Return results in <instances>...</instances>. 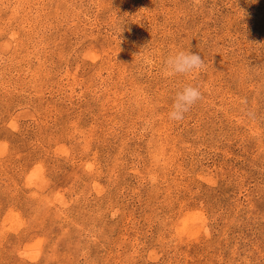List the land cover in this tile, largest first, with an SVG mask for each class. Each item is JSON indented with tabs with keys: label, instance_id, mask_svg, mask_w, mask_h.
Returning <instances> with one entry per match:
<instances>
[{
	"label": "rangeland",
	"instance_id": "obj_1",
	"mask_svg": "<svg viewBox=\"0 0 264 264\" xmlns=\"http://www.w3.org/2000/svg\"><path fill=\"white\" fill-rule=\"evenodd\" d=\"M0 264H264V0H0Z\"/></svg>",
	"mask_w": 264,
	"mask_h": 264
},
{
	"label": "clouds",
	"instance_id": "obj_2",
	"mask_svg": "<svg viewBox=\"0 0 264 264\" xmlns=\"http://www.w3.org/2000/svg\"><path fill=\"white\" fill-rule=\"evenodd\" d=\"M204 67L205 62L201 55L184 50L169 54L163 63V71L168 76L187 77ZM200 100H202V93L198 87L190 84L184 86L175 93L168 113L169 119L177 122L183 120L185 114Z\"/></svg>",
	"mask_w": 264,
	"mask_h": 264
}]
</instances>
